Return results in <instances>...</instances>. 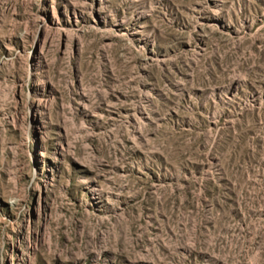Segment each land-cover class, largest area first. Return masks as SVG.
Here are the masks:
<instances>
[{"label": "rangeland", "instance_id": "1", "mask_svg": "<svg viewBox=\"0 0 264 264\" xmlns=\"http://www.w3.org/2000/svg\"><path fill=\"white\" fill-rule=\"evenodd\" d=\"M0 264H264V0H0Z\"/></svg>", "mask_w": 264, "mask_h": 264}]
</instances>
